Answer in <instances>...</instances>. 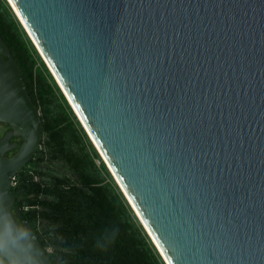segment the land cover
I'll return each mask as SVG.
<instances>
[{
  "label": "water",
  "instance_id": "95a60500",
  "mask_svg": "<svg viewBox=\"0 0 264 264\" xmlns=\"http://www.w3.org/2000/svg\"><path fill=\"white\" fill-rule=\"evenodd\" d=\"M7 2L164 263L264 264V0ZM0 122V254L51 264L13 209L42 122L1 36Z\"/></svg>",
  "mask_w": 264,
  "mask_h": 264
},
{
  "label": "trees",
  "instance_id": "16d2710c",
  "mask_svg": "<svg viewBox=\"0 0 264 264\" xmlns=\"http://www.w3.org/2000/svg\"><path fill=\"white\" fill-rule=\"evenodd\" d=\"M0 36L42 122L39 148L12 181L51 264H165L6 0Z\"/></svg>",
  "mask_w": 264,
  "mask_h": 264
},
{
  "label": "flooded vegetation",
  "instance_id": "af4514ba",
  "mask_svg": "<svg viewBox=\"0 0 264 264\" xmlns=\"http://www.w3.org/2000/svg\"><path fill=\"white\" fill-rule=\"evenodd\" d=\"M11 131V127L9 126V124L5 123V122H0V140L2 138H4L5 136H7ZM22 142V139L18 136H10L8 137V144L9 145H13L16 144V146L10 148L9 150H7L4 153V157L9 158L11 156L14 155V153L17 151V149L19 148L20 144ZM33 157L29 160V162L24 166V168H26L27 166L30 165L31 161H32ZM23 168V169H24ZM16 202V199L14 201V204ZM13 204V209H17L18 207H14ZM15 213V212H14ZM22 217V216H21ZM16 220H19L16 218ZM0 264H8V262L6 261V259L0 254Z\"/></svg>",
  "mask_w": 264,
  "mask_h": 264
},
{
  "label": "rangeland",
  "instance_id": "374dc122",
  "mask_svg": "<svg viewBox=\"0 0 264 264\" xmlns=\"http://www.w3.org/2000/svg\"><path fill=\"white\" fill-rule=\"evenodd\" d=\"M7 1V0H6ZM9 4V3H8ZM10 6V5H9ZM11 7V6H10ZM13 11V10H12ZM14 13V12H13Z\"/></svg>",
  "mask_w": 264,
  "mask_h": 264
}]
</instances>
